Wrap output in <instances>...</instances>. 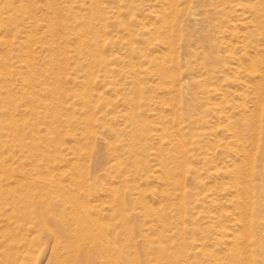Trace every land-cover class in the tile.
Listing matches in <instances>:
<instances>
[{
  "label": "rangeland",
  "instance_id": "rangeland-1",
  "mask_svg": "<svg viewBox=\"0 0 264 264\" xmlns=\"http://www.w3.org/2000/svg\"><path fill=\"white\" fill-rule=\"evenodd\" d=\"M61 2L74 13L90 14V0ZM4 5L28 11L13 27H3L0 31V39L13 42L16 54L12 63L18 65L19 61H25L29 53L42 65L51 52L46 43L59 39L45 29L52 14L49 4L46 0H0V9ZM102 6L104 12L92 22L91 30L86 22L79 26L83 31L90 30L94 40L84 37L80 43L73 34L67 37L69 52L59 65L63 75L60 77L66 79L59 92L71 99L64 104L70 118L59 115L62 124L56 125L58 133L49 150L59 146L61 152L58 151L52 161L33 165L27 154L21 152L20 143L43 144L41 139L47 138L46 128L52 123L45 117H32L23 102H19L14 113L18 130L10 132L19 141L8 142L12 155L3 157L7 169L14 171L17 177L10 180L3 177L1 185L19 193L16 180L23 173L36 180H50L53 184L48 192L38 189L39 184H33V191L17 193L10 202L0 200V228L8 224L12 228L16 226L11 218L15 208L27 217L26 227L30 229L27 234L32 243L24 264H125L124 258L134 260L135 264H149L158 258L160 251L148 252L141 237L142 229L158 223L142 216V205L133 202L136 196L124 186L126 179L130 181L129 187L144 192L143 202L147 209L161 212L164 218L172 216L182 220L180 229L173 233L182 234V229L185 233L177 235L174 244H182L188 253L193 246H203L205 251L220 248L218 256L224 257V249L229 246L218 247L217 243L226 238L214 234L215 225L202 217L208 212L216 215L229 232L242 236L240 227L233 228L231 222L241 206L231 173L237 172L242 165L240 155L244 144L249 146L257 142L259 150H264V132L251 140L241 125L244 117L247 122L256 121L261 109L264 115V100L258 101L252 87L254 81L245 69L249 63L242 58L247 52L253 61L264 60V0H102ZM0 19L5 22L7 15ZM148 25L152 30H160L161 34L146 33ZM93 41L95 48H91ZM130 42L136 48L132 55L127 50ZM245 45L246 52L242 49ZM4 53V46H0V57ZM151 56L159 57V63H151ZM131 60L142 72L140 93H136L138 86L129 74ZM80 63L90 64L87 69L91 73L81 72ZM51 65L55 69L58 67ZM22 80L17 77L12 86L19 101ZM82 80L86 87L80 84ZM50 82L52 80L43 83ZM206 90L215 92L207 96ZM83 95L93 101L91 109L81 105ZM139 99L142 106L139 112L143 116L134 122L140 124L142 121L147 132H133L128 128L132 123L129 120L132 104ZM67 119L74 122L68 124ZM86 120L90 128H84ZM23 122L35 126L22 128ZM260 122L264 126V116ZM157 125L173 131L184 127L182 139L189 160L186 165L175 167L176 179L181 183L179 191L188 197L181 211L166 207L164 193L178 191L163 179V168L174 167L164 158L169 150L164 148L161 157L153 156L160 144L152 131ZM139 148L144 151V157H140ZM141 160L145 162V169ZM118 165L127 172L140 168L142 179L132 181L129 174L119 177ZM254 172L248 207L256 228L255 244L247 243L246 246L243 241L240 249L264 259V160L260 155L255 157ZM213 174H216L214 178ZM71 178H78L80 184L71 185ZM239 190L244 193L242 184ZM214 192L209 199L214 202L213 207L208 200L198 201ZM26 196L30 199V207L24 211L19 198L25 200ZM119 197L126 208L124 215L129 218L128 232L123 226ZM81 208L87 210L89 217L81 213ZM84 231H91L89 241L84 239ZM3 236L0 233V240Z\"/></svg>",
  "mask_w": 264,
  "mask_h": 264
},
{
  "label": "bare ground",
  "instance_id": "bare-ground-1",
  "mask_svg": "<svg viewBox=\"0 0 264 264\" xmlns=\"http://www.w3.org/2000/svg\"><path fill=\"white\" fill-rule=\"evenodd\" d=\"M5 2H7V0H5ZM46 2L49 4V8L52 9V14L51 17H49L47 20V25L45 26V29L47 30L49 35L58 36L59 39L51 40L48 43H46L47 45L50 46L51 52L42 65L37 64L35 62V58L29 55V53L25 55L26 57L25 61L23 60L22 62L19 61L18 65L12 63L11 59H13L16 54V51L13 48L14 46L13 42L6 40L4 38L0 39V46H4L5 48L4 56L0 57V200H2L3 202H10V200H14V198L17 197L16 195L18 193L15 192V190L12 189L6 190L5 188H3L1 185L2 182L1 178L6 177L7 180H10L14 177H17L14 174V171H9L7 169L6 161L3 157L5 155H12L11 151L8 149L9 148L8 142L19 141V139H17L14 135L10 133L14 129L15 131L18 130V125L14 120V113L19 108L18 106L19 102H23L24 105L23 107L29 109L27 113H29V115H31L32 117H35L37 119H41L45 117L46 119L47 118L50 119L52 123V126L46 128L47 138L41 139L43 141V144L35 143V142L32 144L20 143L19 147L22 149L21 152L23 154H27V158H29L31 164L39 161H52V159H54L53 157L56 156L58 151L61 152V150L58 149L59 146L58 147L55 146V148H53V151L49 150L51 147L50 143L52 142V139L58 133L57 130L59 128L56 125L62 124V122L59 120L60 119L59 115L62 114L64 117L70 118V116L67 114V110L64 108V104H67L69 102L70 97H68L66 93L59 92L60 85L66 79L60 77L63 75L61 73L62 67L59 65L61 62L65 61L67 54L69 52L67 49V45H68L67 37L73 34L77 37L80 43L84 37L94 40L93 37L95 36H92L93 34L90 31L92 29V22L96 20L98 16L102 15L104 12V8L102 6V0H90V9H89L90 14L86 16L74 13V10L69 6L63 5L61 0H46ZM170 3L172 5L173 1ZM166 11L167 10H165V13ZM26 13H28L26 9L14 10L10 8V6L4 5L0 9V18L4 15H7V19L5 22H3L2 19H0V31L3 29V27L6 28L13 27L16 23V20ZM32 13L34 14L33 10H31V14ZM82 22H86L89 25L90 30L87 31L81 30L79 26L81 25ZM32 24H33L32 26H34V23ZM149 26L150 25H148L149 29L146 30L147 31L146 33H151V34L157 33V35L161 34L160 30L158 29L152 30L150 29L151 26L150 27ZM101 28L104 29V26L102 25ZM32 39L35 40L34 38ZM102 40L104 41V39ZM93 43L94 44L91 45V48L96 47L94 41ZM103 44L104 43H102V45ZM127 46H128L127 50L131 55L135 53L136 48L134 47V43L130 42L128 43ZM54 49L55 50L57 49L56 53L54 52ZM242 49L245 51L247 49V46L246 45L243 46ZM242 58H244V60L249 63L247 68L245 69L247 75L254 81L252 87L254 93L258 97V101L261 103L264 100V95H262L264 94V71H261L264 68V60L260 59L257 61H253L251 56L247 52L244 53ZM159 60H160L159 57H152L150 59V62L159 63ZM51 64L58 65V67L55 69L54 67H51L52 66ZM88 66H90V64H88ZM88 66L86 64L80 63L78 65V68L81 72H86V74H90L91 71L87 69ZM129 66L131 67L129 74L131 75V78L133 79L135 85L138 86L136 93H140L142 91V89H140L142 72L137 70L132 60L129 62ZM260 71L261 73H259ZM163 75H166V72H163ZM17 77H21L23 79L22 87L20 89V101L18 98H16L14 89L12 88V86H14V82L16 81ZM46 80L48 81L52 80V82L43 83ZM80 84L84 85L85 87L87 86L85 80H82ZM213 92L211 90H206V95L209 96ZM81 102H82L81 105L87 107V109L92 108L93 101L87 99L86 95L81 96ZM132 106H133V112L129 114L130 117L129 120L132 123L130 127H128L129 130L133 132L138 130L144 132L149 131L148 129H146V125L143 124L142 121L140 124L134 122L135 120H137L136 118L138 117L142 118L143 116L142 112H139L142 107L140 99L138 101H134ZM72 107L74 108L75 104H72ZM134 111H138L140 114L139 113L136 114L134 113ZM240 114H242V112ZM243 114L245 113L243 112ZM263 116L264 115L261 109L256 115V121L247 122L246 119H244L245 117L242 119L241 125L245 127V135L247 136L248 139L253 140L252 137L254 138L255 136H256L255 138L257 139L259 135L263 134L264 126L260 122ZM73 122L74 121L72 120L70 121V119H67L68 124ZM88 124L90 123H88L87 120L84 121L83 123L84 128H90ZM158 125L156 127H153L152 129L153 133H155V136L158 138L160 142L159 147L155 150L153 156H155L156 158L161 157L163 156L164 148L169 150L168 156H165L164 158L168 160L169 165L173 164L174 167L167 166L163 168L162 171L163 179L167 184L170 185L172 184L175 191H178L176 194L168 193V192L164 193L165 199L168 202V205L166 207L168 208V210L181 211V209L184 208V202L188 199V197L185 192L180 193L179 191L181 183L179 180L176 179L177 169H175V167L178 166L180 167V165H183V163L186 165L188 163L187 160H189V158L186 157L187 156V152L185 149L186 144L182 139L184 127H179L178 131H173V130H169L164 126H158ZM28 126H35V125L33 124L30 125L27 122L22 123V128L23 127L27 128ZM175 141L178 142V145L175 144ZM259 148L260 146L257 142L250 144L249 146L244 144L242 154L240 155L242 160V165L239 164L240 165L239 167L236 166V168L238 167L236 170L237 172L233 171L231 173L234 181V188H235L234 191L238 198V201H240L238 203L241 205L238 206L239 213L232 216L231 222L233 223L232 224L233 228H236L237 226L240 227V229L242 230L241 233L242 236H238L236 235V233L229 232L228 230L230 229L226 228V226L222 224L223 221L216 215H211L208 212L207 216L202 217L203 220H206L207 222L213 223L215 225L213 227L214 234L216 235L220 234V236L226 238L225 241L222 240L220 242L219 240V243H217L218 247H220L221 245L229 246V248L227 247L228 249H224L226 250L224 257L218 256V254L220 253L219 250L222 251V249L220 248L215 249V251L212 250L205 251L204 250L205 247L203 246H193L192 252L188 253V250L185 248V246L183 247L182 244L180 243L174 244L177 235L184 236L185 233L184 229L180 230V232L182 231V234L177 233L176 235H174L173 233V230L180 229L179 224L182 223V220L181 221L179 219L175 220L172 216L171 217L167 216V218H164L161 212L147 209V206L144 205L143 202L145 198L144 192L139 188L129 187L128 183H130V181L126 179L124 180V186L133 193V196H136V199H134L133 202L142 205L143 211L141 213L142 216L145 218V220L152 219V223L155 222L158 223V224H154L152 228L145 230L142 229L141 237L145 242L148 252L149 251L156 252L157 250L160 251L158 252L159 253L158 258L152 260L149 264H198L197 263L198 261L207 264H264V259H259L258 257H255L253 254H248V252H242V250L240 249V244H242L243 241L245 242L246 246H248V244H255L254 243L255 241H253V239H255L256 237V228H255L254 218L249 213L248 199L250 198L249 190L251 186H253L252 180L254 179V175H255L254 172L255 157L257 158V156L260 155L261 158H263L264 160V150L263 151L261 149L259 150ZM140 150H141L139 151L140 157H144L145 154L144 151L142 149ZM141 161H142L141 163L143 164L142 167L145 169L144 167L145 162L143 160ZM219 166L221 167V165ZM225 166L224 168L227 167ZM121 167L122 166L120 165H118L117 167V173L119 177L129 174L130 177H132L133 179L132 181L142 179L143 174L140 168L137 167L136 169H134V171L127 172ZM242 170L243 173H241ZM238 172L241 174H238ZM214 175L216 174H213L212 177ZM59 177L62 178L63 175H59ZM38 179L39 180H36V177L23 173L21 175V178L16 180L18 185L20 186L19 191L20 192L26 190L33 191L32 190L33 184H39V187H37L38 189H40L43 192L45 190L48 192L49 190L48 188H50V185H52L53 182L43 178H38ZM69 181L71 185L80 184L78 178H71ZM239 184L243 185L244 188L243 194H241L239 190ZM214 195L215 192L212 193L211 195L209 194L206 195L205 198L203 199H201L202 197L199 198L198 201L204 203L206 202V200H208L209 202V199L211 198L210 196H214ZM19 201L22 202L20 204L23 205L24 211L25 208L28 209L30 207L29 197L26 196L25 200L19 198ZM118 201L121 203L120 208H121V212L123 213L121 215L123 216L124 219L123 226L126 227V232H128L130 230V227L128 225L129 218L124 215V212H126V208L124 207L120 197ZM208 204L212 206V204L214 205V202L211 201ZM81 209H82L81 213H83L85 217L86 215L88 216L87 210L83 208ZM71 210H74V208H72ZM11 214H12L11 218L15 220L16 226L12 228L10 224H8V226H2L0 228V233L4 235L3 239L0 240V248L2 249L0 250V264H24L28 260L30 245L32 243V241L28 239V234H27L30 232L29 231L30 229L26 227L27 217L21 215L20 209L17 210V208L13 209V211H11ZM91 231L83 232V237L85 240L89 241L90 239L89 232ZM167 244H170L171 247L168 248ZM172 249L174 251H172ZM193 251L196 252L193 253ZM253 253L255 254V252ZM123 260L125 264H135V261L129 258H124Z\"/></svg>",
  "mask_w": 264,
  "mask_h": 264
}]
</instances>
